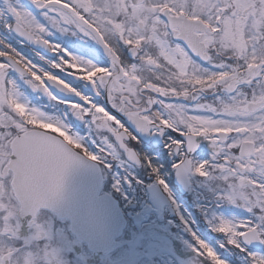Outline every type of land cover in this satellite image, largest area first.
Wrapping results in <instances>:
<instances>
[{
    "label": "snow or ice",
    "instance_id": "1",
    "mask_svg": "<svg viewBox=\"0 0 264 264\" xmlns=\"http://www.w3.org/2000/svg\"><path fill=\"white\" fill-rule=\"evenodd\" d=\"M141 137L211 193L198 210L214 244L130 146ZM119 159L168 194L187 264H231L217 249L264 264V0H0V264H64L41 210L57 211L74 163ZM212 203L244 215L209 216Z\"/></svg>",
    "mask_w": 264,
    "mask_h": 264
},
{
    "label": "flooded vegetation",
    "instance_id": "2",
    "mask_svg": "<svg viewBox=\"0 0 264 264\" xmlns=\"http://www.w3.org/2000/svg\"><path fill=\"white\" fill-rule=\"evenodd\" d=\"M15 46L22 52L32 55V50L28 46ZM208 99H211V97L209 96ZM206 144L207 142H204L205 147ZM161 145L162 147L159 149V151H156L153 147L148 146V157L152 160L153 165L158 167L159 174L168 185L169 192L172 194V198L176 201V204L179 206V208H184L185 210L190 209L193 214L192 207L193 204L198 201V192L200 193L201 199L204 200V194L207 189L199 185L197 181L192 180L187 183L186 190L181 193L172 181L174 169L171 167V165L173 163L174 157L168 156L167 152L163 147L162 138ZM198 150L194 154L197 158H202L206 155V153L202 151L198 152ZM209 150L210 149H207V151ZM151 154H155V156H153V158H150ZM105 177V179L107 180L108 176L105 175ZM145 178L155 181L154 176L151 174L150 169H148L147 167L145 171ZM160 190L163 192L161 188ZM164 195L167 198L170 206L173 207L171 201L168 199V194L164 193ZM207 201H209V192L207 193ZM41 215L45 220H48L51 223V230L53 233L52 243L53 246L58 247L60 249V259L64 262V264H86V261H88L89 259L91 264H115L116 262H119L118 260L121 261L118 264H125L127 263V257L125 255L127 253L130 254L134 250L139 252V256L142 255L143 258H147V264H154V261L150 257H147L145 252V249L148 246L147 242L150 241V239L144 234L142 237V230L138 228L136 229L135 223H126L125 229L122 231V234L118 238L117 247H115L112 251L108 253L97 255L95 253L89 252L79 241L74 238V236L70 232L68 220L64 218H59L58 216L45 210H41ZM126 215L128 216V218L131 219H133L134 217V213L130 210L126 212ZM167 215L174 217L176 215V208H165L164 211L160 213L147 208L145 214H143L142 216V219H155L149 222L144 220V223H142V225L147 223L149 226L148 229H143V231L152 234L159 233V231H156V229H154L151 223L157 222L156 218H158V221L164 222V218ZM22 224L24 225L22 233L26 234L27 219L23 220ZM71 239H74L78 244H71ZM139 239L143 240V242H145L146 244L140 245L141 240L139 242ZM87 253H89V255H87Z\"/></svg>",
    "mask_w": 264,
    "mask_h": 264
},
{
    "label": "water",
    "instance_id": "3",
    "mask_svg": "<svg viewBox=\"0 0 264 264\" xmlns=\"http://www.w3.org/2000/svg\"><path fill=\"white\" fill-rule=\"evenodd\" d=\"M158 138L153 137L156 142ZM175 181L181 180L175 175ZM100 183L96 164L87 161L74 163L65 174L57 211L49 209L60 217L69 218L76 237L97 253L114 247V238L124 225L116 201L106 194H98Z\"/></svg>",
    "mask_w": 264,
    "mask_h": 264
},
{
    "label": "rangeland",
    "instance_id": "4",
    "mask_svg": "<svg viewBox=\"0 0 264 264\" xmlns=\"http://www.w3.org/2000/svg\"><path fill=\"white\" fill-rule=\"evenodd\" d=\"M89 133V132H88ZM95 135V133H93ZM87 137V136H86ZM117 164V165H116ZM119 167L124 169V173L118 172ZM113 165V168H115L117 173H115L116 179L119 181V184H121L120 191L117 192L119 197L125 202V203H132L134 201L133 197L134 195H137L141 189L142 183H139L138 181H142V177L135 175V179L132 180L131 178L128 179L127 177V170L129 169V166L127 162H125L124 159H119L117 162ZM127 179L129 186L127 187V182L125 180ZM131 182V185H130ZM138 182V183H136ZM135 184V185H134ZM136 186V187H135ZM135 187V191L138 193H133L132 189ZM109 189V187H107ZM198 192V191H197ZM207 191H205V196H207ZM198 204H196L194 207L198 208V206H202L201 203L203 201H199L201 199L200 193L198 192ZM135 198V197H134ZM135 201H138L136 199ZM208 204V203H207ZM182 215L190 216L196 223L193 225L194 229H198L199 232L203 235L204 238L208 239L210 243H215V238L212 233H210L207 230V227L205 225V221L203 217H200L198 214V218L196 217V214H192V212L189 210H183L179 209ZM212 213L216 214H223V215H244L241 209L233 208L230 205L221 204L219 207L216 206L215 203H212V206H209L208 214L209 216ZM161 230L165 232V235L163 234H156V233H149L141 231L142 237L143 234L146 235L150 241H148V246L145 249L146 256L150 257L153 261H155L156 264H187V262L192 258L194 255L189 248L187 247L186 241L193 242L191 240V236L187 234L183 226L180 223V220L177 216V210H176V216L174 218L172 217L171 220H166L162 222L159 227ZM71 244H78L74 239H71ZM141 239H139L140 242ZM145 245L146 243L141 240L140 245ZM221 256L225 257L226 259H229L231 261V264H242V261L237 259L235 256H228L227 253H225L221 249H217ZM261 252H264L261 250ZM127 253V252H126ZM139 252L133 251L130 254H126L127 257L125 264H147V258H143L142 255H138ZM89 255V253H87ZM200 259H203L202 257ZM90 260V259H89ZM86 261V264H91L90 261ZM116 262L115 264L120 263L121 261ZM125 261V260H124ZM85 264V263H84ZM207 264H210V262H207Z\"/></svg>",
    "mask_w": 264,
    "mask_h": 264
},
{
    "label": "clouds",
    "instance_id": "5",
    "mask_svg": "<svg viewBox=\"0 0 264 264\" xmlns=\"http://www.w3.org/2000/svg\"><path fill=\"white\" fill-rule=\"evenodd\" d=\"M63 189H64V184L62 186V189H61V192H60V196H62V194H63Z\"/></svg>",
    "mask_w": 264,
    "mask_h": 264
}]
</instances>
